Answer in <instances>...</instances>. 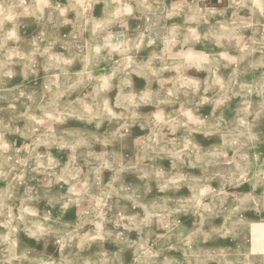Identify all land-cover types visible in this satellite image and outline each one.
Returning <instances> with one entry per match:
<instances>
[{"label":"rangeland","instance_id":"obj_1","mask_svg":"<svg viewBox=\"0 0 264 264\" xmlns=\"http://www.w3.org/2000/svg\"><path fill=\"white\" fill-rule=\"evenodd\" d=\"M0 264H264V0H0Z\"/></svg>","mask_w":264,"mask_h":264},{"label":"bare ground","instance_id":"obj_2","mask_svg":"<svg viewBox=\"0 0 264 264\" xmlns=\"http://www.w3.org/2000/svg\"><path fill=\"white\" fill-rule=\"evenodd\" d=\"M5 5V4H4ZM11 13V12H10ZM21 18V17H20ZM28 18V17H27ZM30 19V18H29ZM28 19V20H29ZM22 20V19H21ZM31 22V21H30ZM30 24H28V26H29ZM197 29L196 28H194V29H192V31H191V33L193 34V35H195V37H198V36H200L199 34H201L200 32H199V29H198V31L197 32H195ZM195 39H194V37H193V41H194ZM210 47V46H209ZM190 48V47H189ZM258 234V233H257ZM256 235V234H255Z\"/></svg>","mask_w":264,"mask_h":264}]
</instances>
